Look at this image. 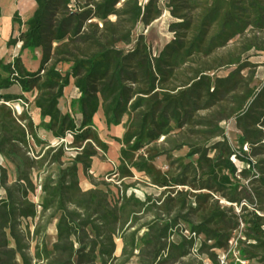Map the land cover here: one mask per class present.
Segmentation results:
<instances>
[{
	"label": "trees",
	"instance_id": "trees-1",
	"mask_svg": "<svg viewBox=\"0 0 264 264\" xmlns=\"http://www.w3.org/2000/svg\"><path fill=\"white\" fill-rule=\"evenodd\" d=\"M35 3L27 20L12 18L17 55L0 57V157L13 167L0 164V264H264V159H252L264 155V86H251L248 57L264 52V0H165L174 37L158 55L135 32L163 14L162 0ZM25 50H41L38 69L24 65ZM70 84L79 96L63 112ZM99 110L107 126L125 128L114 138L116 200L80 183V169L91 172L98 150H109ZM228 119L240 130L237 146L225 135ZM136 173L159 192L129 194ZM250 176L257 187L243 182Z\"/></svg>",
	"mask_w": 264,
	"mask_h": 264
},
{
	"label": "rangeland",
	"instance_id": "rangeland-1",
	"mask_svg": "<svg viewBox=\"0 0 264 264\" xmlns=\"http://www.w3.org/2000/svg\"><path fill=\"white\" fill-rule=\"evenodd\" d=\"M162 5H164V7L166 6L165 0H162ZM0 7L2 10V16L0 17V57H2L6 62H10V60H12L13 57L16 56L19 51L18 45L11 44V40H13L15 36H17L20 29V25L14 23L12 21V18L15 12L18 11L21 19L23 21L27 20L33 15L36 8V3L35 0H0ZM173 21H175V18L171 16L169 10L165 7L163 14L152 24L148 26H145L144 24H140L136 29L135 35L144 33L150 45V48L153 52V55H158L160 49H162L163 46L168 42H170L174 37V34L170 30V24H172ZM263 53H264L263 51H259V50H251L248 53L249 60L256 64V67H254L255 78L251 82V86H255L257 88L256 91L260 90L264 86ZM22 54H23L22 59L29 68L38 69L42 57L41 50H35V51L25 50V52H23ZM60 67L62 70L69 68L65 65L63 66L61 65ZM231 70H233V68H222L218 70V73L226 74ZM248 70L249 69H245L243 71V74L247 75ZM27 95L29 96V98H31V95L29 93ZM77 95H78V91L74 86V84H70V86H68L65 89L63 96L64 98L61 99L59 105L63 112H72V109L70 107L71 100L75 98ZM12 105L16 109L17 113L23 109L22 102L15 101L12 103ZM27 107L30 113H32V115H34L35 119L38 121L39 117L35 107L32 104H28ZM205 113L206 111L202 112V114ZM94 122L98 128V133L100 137L104 141L108 142L109 150L106 153H104L101 150H98V155L93 160L91 172L85 174L84 171L80 169V183L84 189H88L90 187H93L94 185H98L100 188H105L106 190L109 189L111 192L110 195L111 199L116 200L121 193V189L119 186V181L116 180L115 176L113 175V172L115 171L119 163L120 142L118 140H115L114 138L116 136L121 137L125 128L122 124L111 127L107 126V124L105 123V118L102 110H99V112L96 114ZM221 123L225 128V135L226 137H228L230 143L233 146H237L240 130L236 126L235 124L236 122H234L231 119H228ZM67 139H71V136H68ZM53 142L56 143L55 140ZM244 149L249 150L250 147L247 145L244 147ZM185 152L186 149H183L181 151L176 152V154H186ZM252 159L254 161L263 160L264 155H252ZM234 161L237 164V166L240 167V169H242L243 167H247L245 163L240 162L237 159H234ZM5 165L8 167V169H10L9 171L12 172L13 169L12 166L6 161H5ZM156 165L162 167L163 169H166L167 164L165 162V157H161L160 159H158L156 161ZM255 172H258L257 169ZM13 178L14 175L12 174L11 179L13 180ZM252 178H254V176L245 178L243 179V182L249 185V187L255 188L257 187V182L256 181L252 182L251 181ZM132 180H136L139 185L137 187L130 188L128 190L129 194L132 193V191H134L139 198L143 199L144 194L147 192L150 193L159 192V190L154 186L145 183L147 181V178L145 175L141 173H136ZM40 193H41L40 188H38L36 193L31 195V198L35 202H38L40 200ZM234 210L236 212H239V206L234 205ZM50 237L52 240L55 239V234L53 231L51 232ZM197 242H198L197 244L198 246L200 244V241L197 240ZM117 244H118V248L116 254L118 255L122 244L120 241ZM231 244L235 246L236 241L233 240ZM226 254L227 252L225 249L219 250L218 257L220 263L223 262V259H225ZM234 254L235 256L237 255L236 252H234ZM200 257L205 259V255H201ZM96 264H101V263L97 262ZM130 264H137V262L134 259ZM206 264H210V262H206ZM243 264H259V263L253 260L252 262H243Z\"/></svg>",
	"mask_w": 264,
	"mask_h": 264
},
{
	"label": "crops",
	"instance_id": "crops-1",
	"mask_svg": "<svg viewBox=\"0 0 264 264\" xmlns=\"http://www.w3.org/2000/svg\"><path fill=\"white\" fill-rule=\"evenodd\" d=\"M25 52V51H24ZM23 55V54H22ZM23 60V59H22ZM11 61V60H10ZM23 62H24V60H23ZM24 65H26V63L24 62ZM26 67L27 68H29L27 65H26ZM30 69H32V70H36V69H33V68H30ZM31 98H32V100H33V97L31 96ZM31 98H30V100H31ZM31 100V101H32ZM32 105H33V103H31ZM34 106V105H33ZM36 109V108H35ZM36 112L38 113V117H40V113L38 112V109H36ZM33 118H34V120H35V122L37 123V122H39V120L37 121L36 119H35V117H34V115H33ZM40 134L43 136V137H46L47 139H49L51 142H53L55 139L53 138V136L51 135V133H49V132H46L44 129H42V130H40ZM52 138H53V140H52ZM13 168V167H12ZM122 247V246H121ZM120 251H121V248H120ZM120 251H119V253H120ZM119 255V254H118Z\"/></svg>",
	"mask_w": 264,
	"mask_h": 264
},
{
	"label": "built area",
	"instance_id": "built-area-1",
	"mask_svg": "<svg viewBox=\"0 0 264 264\" xmlns=\"http://www.w3.org/2000/svg\"><path fill=\"white\" fill-rule=\"evenodd\" d=\"M19 46V45H18ZM77 89V88H76ZM78 91V90H77ZM77 96H79V94L77 95ZM19 102H22V101H19ZM12 103L13 102H11V104H10V106H12L13 107V105H12ZM23 103V102H22ZM14 108V107H13ZM15 109V108H14ZM16 110V109H15ZM19 113V112H18ZM0 164H2V165H5V159L4 158H2V157H0Z\"/></svg>",
	"mask_w": 264,
	"mask_h": 264
}]
</instances>
